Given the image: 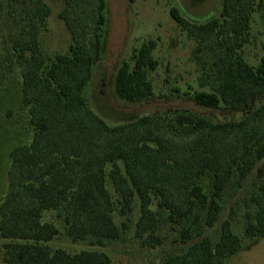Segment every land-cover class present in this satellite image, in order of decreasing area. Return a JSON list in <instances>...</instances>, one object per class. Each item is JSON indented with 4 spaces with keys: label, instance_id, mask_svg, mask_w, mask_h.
<instances>
[{
    "label": "trees",
    "instance_id": "obj_1",
    "mask_svg": "<svg viewBox=\"0 0 264 264\" xmlns=\"http://www.w3.org/2000/svg\"><path fill=\"white\" fill-rule=\"evenodd\" d=\"M7 1V12L21 30L13 51L6 52L5 65L10 72L14 62L21 69L22 101L33 132L30 141L10 151L8 185L0 203L5 264H111L104 250L55 248L47 242L61 233L56 221L72 241L94 239L105 246L123 238L136 196L135 236L143 246L162 245L166 214L172 222H184L180 238L191 242L201 235L203 221L212 227L218 220L226 188H240L261 159L244 236H264V54L253 65L242 49L253 13L264 0H222L220 14L203 22L189 20L177 7L170 11L182 30L211 41L215 52L211 70L216 89L188 85L183 95L210 109L242 110L241 115L213 118L182 110L117 124L98 114L85 93L102 56L106 0H64L59 17L72 42L66 53L50 60L39 40L51 13L47 1ZM155 48L154 39L142 42L117 68L114 90L119 98L139 102L155 95L149 77L159 65ZM204 177L211 180L210 191ZM116 212L123 218L120 224ZM241 248L242 239L226 219L219 240L204 236L160 264H222Z\"/></svg>",
    "mask_w": 264,
    "mask_h": 264
},
{
    "label": "rangeland",
    "instance_id": "obj_2",
    "mask_svg": "<svg viewBox=\"0 0 264 264\" xmlns=\"http://www.w3.org/2000/svg\"><path fill=\"white\" fill-rule=\"evenodd\" d=\"M51 8L47 18V27L40 30L39 40L48 60L59 53H66L72 42V36L64 21L59 17L64 0H46ZM0 203L8 185L10 151L17 145L30 141L33 129L29 124L28 109L22 101L21 69L14 62L10 72L6 69V52L13 51L14 43L20 37L21 24L16 17L7 12L8 1L0 0ZM177 7L191 21L203 22L218 16L222 0H106V23L102 40V56L94 66L92 80L86 88V96L92 108L110 124L135 119L143 114H161L171 116L182 110H195L213 118L237 117L241 111L229 110L222 106L210 109L195 103L183 95L188 85L202 90H215L216 80L211 70L215 52L211 41H199L182 30L171 16V8ZM2 13V14H1ZM251 29L246 36L242 49L246 59L253 65L264 54V3L254 12ZM154 39V55L159 61L157 69L149 72L155 87V95L139 102H128L119 98L114 90V76L124 60H128L132 50L142 42ZM14 60L16 55L12 54ZM243 112V111H242ZM169 131V130H168ZM259 160L236 189L226 188L222 199V211L212 227L205 221L200 225L201 235L191 240L197 241L210 236L217 241L221 235L222 222L229 219L233 232L242 239L241 250L228 257L222 264H264V236L247 238L244 236L245 213L248 210L249 196L254 189ZM207 191L211 180L203 178ZM138 197H135L134 211L131 214V226L118 240H110L105 246L93 243L94 239L72 241L65 233L62 222L56 221L60 235L48 241L52 247L70 250L95 249L108 252L111 264H160L169 256L183 252L191 242L180 238L184 222H172L165 216L161 226L164 235L162 245L155 248L143 246L141 239L135 236V222L139 216ZM157 209V205L154 204ZM249 209H254L251 206ZM118 224L122 216L116 212ZM52 220V216H47ZM54 220V219H53ZM0 237V264L2 243Z\"/></svg>",
    "mask_w": 264,
    "mask_h": 264
}]
</instances>
